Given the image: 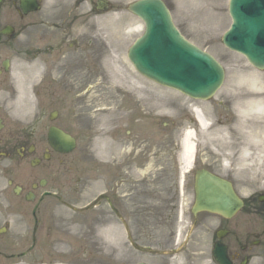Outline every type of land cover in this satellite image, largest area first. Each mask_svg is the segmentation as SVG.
I'll use <instances>...</instances> for the list:
<instances>
[{
  "label": "flooded vegetation",
  "instance_id": "af4514ba",
  "mask_svg": "<svg viewBox=\"0 0 264 264\" xmlns=\"http://www.w3.org/2000/svg\"><path fill=\"white\" fill-rule=\"evenodd\" d=\"M22 1L0 0V264H18V261L32 256L18 252L25 247L35 250L52 246L56 208L59 203L66 204V199L73 196L74 172H82L78 166L80 161H76L73 154L59 153L49 139L50 129L54 126L75 137L81 134L73 133L68 128V124L73 121L72 113L59 114L52 121L53 115L47 116V111L39 107L32 120L21 121L9 112L12 98L7 91L15 83V65L20 61L38 67L33 88L40 104L43 102L47 109L49 106L68 105L73 100L69 96L74 90L80 91L89 85V74L86 79L81 75L85 71V61L88 68L93 70H97L101 63V53L97 50H88L85 54L68 58L62 51L51 49V45L46 44L42 48L40 12L25 13L30 4L24 6ZM37 1L42 4L43 0ZM68 1L55 0L54 7L63 12ZM75 1L73 7L79 10L89 0ZM32 37L37 39L35 47L29 45ZM21 45L24 47L21 48ZM88 54L91 55L88 57ZM114 100L117 103L115 107L105 111H114L115 115L108 119L111 114H105L107 120L101 123L100 130L114 140L116 148L130 153L131 159L133 155L147 160L153 150L148 123L143 120L147 116L138 118L134 99L118 97ZM77 101L85 103L84 98ZM255 102V99L250 98L239 101L222 99L219 107L204 111L207 119L214 118V121L228 128L226 149L232 152V156L227 180L234 185L238 194L237 187H245L252 181L248 177L249 167L245 166L242 154L252 164H258L257 155L264 152V114L251 109L241 120L238 119L240 115L234 112V104L249 106ZM197 105L201 107V103ZM144 110L142 106L141 111ZM144 113L147 114L146 111ZM184 114L187 117L186 112ZM217 127H214V132ZM137 134L143 138L140 145L135 137ZM103 151L110 159L103 158L98 167L103 185L100 206L107 205L103 209H110L116 218L138 217L135 173L138 166L147 170V163L130 161L125 157L115 161L105 149ZM205 168L208 167L201 165L196 170ZM76 180L80 182L79 190L83 178L78 177ZM243 201L244 208L235 218H218V226L211 239L213 247L216 243L227 247L232 264H251L256 249L264 247V197L254 193L243 197ZM148 212L152 214V211ZM189 216L193 219L194 228H198V216L195 220L191 210ZM249 217H254L258 223L249 226Z\"/></svg>",
  "mask_w": 264,
  "mask_h": 264
},
{
  "label": "rangeland",
  "instance_id": "374dc122",
  "mask_svg": "<svg viewBox=\"0 0 264 264\" xmlns=\"http://www.w3.org/2000/svg\"><path fill=\"white\" fill-rule=\"evenodd\" d=\"M111 3L112 9L105 14L94 16L89 15V22L86 26L81 24H75V33H88L91 38L96 36L100 39H106V45L108 44V51H106L105 68H104V89L99 90L101 96L112 97L118 90H127L136 97L143 99L144 102L150 105L151 110L155 114V129L153 132L154 144L162 146L164 142H167L168 152H159L157 147H154L152 155L153 174L155 177L153 183V209L163 210L165 206H168V199L170 195L168 192L169 182L166 181L167 176L161 172L176 171L173 173V177L179 176V166L182 160H178L174 149L178 144V136L170 135L166 138V134L163 131L162 124L169 121L164 119L163 115L167 114L168 108L164 104L176 103L183 100V95L160 87L152 82L147 81L141 75L137 74L134 68L131 66L127 59V51L133 42L141 36L143 33V23L135 18L127 11L128 4L134 0H108ZM172 9L175 22L190 36L196 44L205 48L211 52L218 60L227 66L229 77L227 81V87L239 84L240 82H251L259 80L261 82L260 93L264 99V73H258L249 68V65L244 59L236 54L227 51L220 42V37L227 28V15L225 9L220 8V1L214 3L210 8V12H202L193 7H185L179 9L177 1L181 0H166ZM189 0H187L188 2ZM50 5V2H47ZM44 15H50V9H46L43 12ZM42 14V15H43ZM210 14V15H209ZM208 19L212 23L219 26V30H211L205 32H194V28H204L210 24L208 21L203 23L200 19ZM199 20V21H197ZM188 25L189 31L185 29ZM192 26V27H191ZM196 26V27H194ZM201 33H205L204 36ZM60 31H57V37H59ZM213 37L212 41H209ZM214 37L216 38L214 40ZM101 83V80H100ZM226 93L233 94L230 91ZM19 101L16 105V113L25 114L29 112L30 91L27 89L18 90ZM107 103V102H105ZM213 103H218L213 101ZM212 103V105H213ZM24 104V106H23ZM107 105V104H105ZM101 105H96L99 107ZM104 105H102L103 107ZM26 107V108H25ZM33 103L31 101V109ZM31 111V110H30ZM27 112V113H28ZM90 121L96 122L98 117L92 113ZM173 119V114L170 116ZM174 121V119H173ZM160 125V126H159ZM94 152L91 153L92 159L98 161L99 149L98 138H93ZM164 141V142H163ZM192 142H197L192 139ZM162 149V147H161ZM172 150L174 152H172ZM215 158H222L221 163L224 168L221 172L227 173L228 169V155L226 153H216L202 155L203 161H214ZM199 157V154H198ZM216 162H219L216 160ZM176 166L178 167L177 169ZM184 164H182V171ZM254 176L259 174L261 183L258 185H248L244 188L243 193H252L254 191H262L264 193V159L263 164L257 170L250 171ZM171 175V174H170ZM169 175V176H170ZM140 177V176H139ZM98 187L95 183L93 188L85 191V200L83 204L89 203L98 194ZM161 193V195L159 193ZM166 202V203H165ZM183 211L185 212L188 205L191 203V197L188 195L181 201ZM60 216L66 221H71L68 225V231L72 234L73 239L62 246L58 245L57 252H72V256L69 257L70 264H213L211 262V247L209 244V238L213 226L211 217H206V226L202 227L190 241V245L183 248L186 243V234L188 231L187 217L183 218V222L177 221L175 218H162L145 216L138 217V226L134 229L131 226V238L128 240L127 234L120 229H109L104 232L97 226L99 220L94 218H87V221L80 224L75 223L73 219L74 215L68 211H61ZM73 220V224H72ZM83 221V219H81ZM212 221V224L210 223ZM152 223V224H151ZM250 226H255L254 220H250ZM166 246L165 248H158L157 245ZM260 257L255 259L253 263L264 264V250L259 249ZM78 252L80 254H78ZM62 254V253H61ZM59 254V255H61ZM78 254V256H77ZM81 254L83 256H81ZM66 255V254H64ZM68 255V254H67ZM59 257V256H58Z\"/></svg>",
  "mask_w": 264,
  "mask_h": 264
},
{
  "label": "water",
  "instance_id": "95a60500",
  "mask_svg": "<svg viewBox=\"0 0 264 264\" xmlns=\"http://www.w3.org/2000/svg\"><path fill=\"white\" fill-rule=\"evenodd\" d=\"M262 9L261 0H232L229 10L233 26L223 40L228 48L244 54L259 69H264ZM131 11L146 24L144 36L129 52L138 72L191 97H211L224 78L219 64L181 37L160 1H140ZM196 194L195 213L206 211L228 218L242 206L229 183L206 172L197 177Z\"/></svg>",
  "mask_w": 264,
  "mask_h": 264
},
{
  "label": "bare ground",
  "instance_id": "6f19581e",
  "mask_svg": "<svg viewBox=\"0 0 264 264\" xmlns=\"http://www.w3.org/2000/svg\"><path fill=\"white\" fill-rule=\"evenodd\" d=\"M200 124L201 126H205L206 123H204L205 121L203 120V118L200 116ZM193 138V133L189 132L186 134V138H185V142H184V154H183V158H184V163L186 165V168L188 169L190 164H191V160L193 157V153H192V149H193V145L190 142V139Z\"/></svg>",
  "mask_w": 264,
  "mask_h": 264
}]
</instances>
